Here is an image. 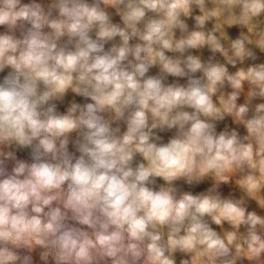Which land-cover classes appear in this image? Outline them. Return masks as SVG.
<instances>
[{"label":"clouds","instance_id":"9594fccd","mask_svg":"<svg viewBox=\"0 0 264 264\" xmlns=\"http://www.w3.org/2000/svg\"><path fill=\"white\" fill-rule=\"evenodd\" d=\"M0 264H264V0H0Z\"/></svg>","mask_w":264,"mask_h":264},{"label":"rangeland","instance_id":"374dc122","mask_svg":"<svg viewBox=\"0 0 264 264\" xmlns=\"http://www.w3.org/2000/svg\"><path fill=\"white\" fill-rule=\"evenodd\" d=\"M117 19H118V18H117ZM230 34L233 35V36H235V35L237 34V30H236L235 28L231 29V30H230ZM204 55L207 56L208 53L205 52ZM152 71L155 72L156 70L153 69ZM69 98H71V96H70ZM76 99H77L78 101H81V100H82V98H79V97H77ZM61 110H62V109H61ZM222 126H223V125H221V127H222ZM168 135H171V134H170V133H169V134H165V140L167 139ZM70 151H75V149H74L71 145H70ZM18 157H19V158H23V159H29V157H28L24 152H22V151H19V152H18ZM159 182L162 183V181H159ZM181 184H182V182H181ZM209 184H210V182H205L204 184H201V185H199L198 187L192 188L191 190L194 191V192H199V191H202V190L206 189V188L209 186ZM183 187H184L186 190H188L186 185H183ZM222 191H223L225 194H227L228 191H229V188H228V187H223V188H222ZM253 207H255L254 204H253Z\"/></svg>","mask_w":264,"mask_h":264},{"label":"bare ground","instance_id":"6f19581e","mask_svg":"<svg viewBox=\"0 0 264 264\" xmlns=\"http://www.w3.org/2000/svg\"><path fill=\"white\" fill-rule=\"evenodd\" d=\"M21 151L24 152L29 157V154H28V151L27 150H21Z\"/></svg>","mask_w":264,"mask_h":264}]
</instances>
